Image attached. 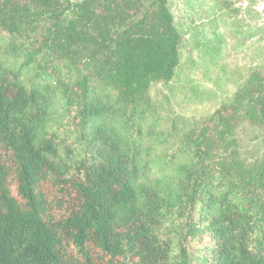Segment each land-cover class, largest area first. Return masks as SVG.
<instances>
[{"label": "trees", "instance_id": "16d2710c", "mask_svg": "<svg viewBox=\"0 0 264 264\" xmlns=\"http://www.w3.org/2000/svg\"><path fill=\"white\" fill-rule=\"evenodd\" d=\"M0 35V264H264V154L235 137L264 143V71L168 133L169 0H0Z\"/></svg>", "mask_w": 264, "mask_h": 264}, {"label": "rangeland", "instance_id": "374dc122", "mask_svg": "<svg viewBox=\"0 0 264 264\" xmlns=\"http://www.w3.org/2000/svg\"><path fill=\"white\" fill-rule=\"evenodd\" d=\"M169 8L181 35L180 63L172 80L153 84L149 95L163 129L174 133L199 127L233 98L250 73L264 71V0H169ZM7 40L0 35V43ZM52 127L66 134L74 129L67 114ZM235 137L246 163L264 154L258 128L242 123Z\"/></svg>", "mask_w": 264, "mask_h": 264}]
</instances>
